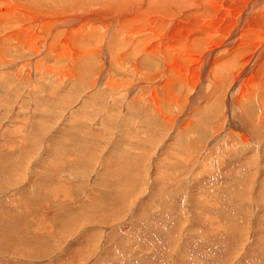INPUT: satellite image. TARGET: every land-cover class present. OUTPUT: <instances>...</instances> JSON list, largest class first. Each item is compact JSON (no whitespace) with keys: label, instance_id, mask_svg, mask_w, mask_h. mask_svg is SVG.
Instances as JSON below:
<instances>
[{"label":"rangeland","instance_id":"374dc122","mask_svg":"<svg viewBox=\"0 0 264 264\" xmlns=\"http://www.w3.org/2000/svg\"><path fill=\"white\" fill-rule=\"evenodd\" d=\"M2 72L0 264H264L261 155L201 168L203 149L188 154L169 125L143 120L132 138L137 115L93 71L59 89Z\"/></svg>","mask_w":264,"mask_h":264},{"label":"bare ground","instance_id":"6f19581e","mask_svg":"<svg viewBox=\"0 0 264 264\" xmlns=\"http://www.w3.org/2000/svg\"><path fill=\"white\" fill-rule=\"evenodd\" d=\"M0 69L58 89L93 71L92 86L137 115L132 138L161 122L188 154L203 149L200 167L238 150L264 166V0H0Z\"/></svg>","mask_w":264,"mask_h":264}]
</instances>
